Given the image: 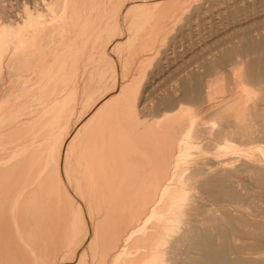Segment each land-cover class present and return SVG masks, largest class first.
I'll return each instance as SVG.
<instances>
[{
    "label": "bare ground",
    "instance_id": "bare-ground-1",
    "mask_svg": "<svg viewBox=\"0 0 264 264\" xmlns=\"http://www.w3.org/2000/svg\"><path fill=\"white\" fill-rule=\"evenodd\" d=\"M38 1L35 8L25 7L22 15L17 14L12 21L0 12V187L9 180L14 184V188L9 185L0 189V250L9 256L5 264H47L43 258L47 247L40 239L52 242L56 252L64 249L65 257L56 264H88L90 257L96 264H264V256L253 251V244L245 245L248 251L240 244L241 240L264 237V221L253 219L254 200L247 201L239 193L241 180L244 185L264 183V35L260 39L249 36L256 29L249 18L264 12V7L259 11L251 7L245 26L237 16L233 17L231 23L245 36L236 38L234 45L204 62L200 71L188 72L184 81L149 102L147 95L156 90L152 85L162 71V63L168 60L167 51L176 45L178 29L185 30L184 25L200 12L205 0ZM141 8L152 10L146 16L138 11L132 13ZM112 16L117 21L115 29L122 32L107 41L105 34L109 35L107 29L111 27L106 29L105 22ZM144 16L146 24L156 23L163 16L176 24L163 48H155L152 39L145 41L141 31V35L136 30L132 35L126 34L121 21L129 19L131 24L127 27L131 30L142 24ZM149 26L152 31L157 27L153 23ZM132 38L137 44L145 41L148 50L141 56L140 66L156 58L150 71H143L142 67L135 74L132 71L130 77L117 76L115 51ZM105 40L107 44L100 55L110 67L102 74L115 71L113 87L96 99L61 138L55 163L42 161L48 152L41 154L32 147L18 150L17 154L12 148L13 154L8 148L2 149L10 137H32V130L41 126L56 131L68 121L77 88L63 90L96 58L92 51ZM54 54L58 57L53 61ZM53 67L55 72L48 74L58 79L46 80L41 86L39 99L45 104L39 110L54 116H42L45 122L20 119L17 108L25 101L30 104L39 91L32 82ZM8 76L14 80L9 82ZM144 78L147 81L143 84ZM242 88L255 89L256 92L249 90L254 94L246 91L249 97L256 96H252L254 105L250 99L247 101L246 93H237ZM224 91L234 95L226 102L212 104L214 92ZM185 110L186 116L182 113ZM87 126L86 139L91 138L86 149L90 176L95 185H103L102 192L91 193L95 202L106 199L99 220L90 215L83 197L65 180L64 165L73 140ZM91 132L95 134L89 135ZM241 146L248 149H238ZM234 150L237 154H232ZM101 174L107 176L105 184L101 183ZM29 179H35L32 185ZM209 203L216 207L208 209ZM227 204H236L234 207L242 215L224 210ZM43 217L53 223L42 221ZM136 222L139 225L134 226ZM60 227L67 228V232L61 235ZM78 228L84 233L73 248Z\"/></svg>",
    "mask_w": 264,
    "mask_h": 264
},
{
    "label": "rangeland",
    "instance_id": "rangeland-1",
    "mask_svg": "<svg viewBox=\"0 0 264 264\" xmlns=\"http://www.w3.org/2000/svg\"><path fill=\"white\" fill-rule=\"evenodd\" d=\"M202 2H203L202 4H204V5L201 7L200 12L194 13L190 17V19L187 21V25L186 24L184 25L185 30L179 31V29H178V33H176L177 34L176 45L174 48L170 47L169 50L167 51L166 54L168 55V57H167L168 60H166L164 63H162V65H161L162 71L160 72L157 81L154 83L155 85L154 84L152 85V89L153 88H154V90L156 89L155 91H157V92L153 91L151 94L147 95L149 102H150V100H153L154 98H156L157 94L160 95L163 91H168V90L172 89L173 86H177L179 84V81H184L188 72H194L196 70L200 71L201 70L200 67L203 65L204 62H206L207 60L208 61L212 60L214 58V56L218 53V51L226 48L227 46L234 45L237 41L236 38H240L242 35L245 36V34H243V32L238 30L237 27L233 26V24L231 23L234 20L233 17L237 16L241 20L239 23H242L245 26L246 20H244V19H245L246 15L248 14V12L250 11L251 7H255L257 10H258V8L264 7V0H205ZM38 3H39L38 0H0V12L2 11L1 13H4L5 15L4 14L3 15L5 17L3 15H1V16H3V18H6L7 16H9L7 18L9 21L15 20V17H18L17 14L22 15V10H24L25 7L28 6L30 9H33L38 5ZM17 7H18V9H17ZM1 8H3V10H1ZM139 9H135V12L133 11L132 13L137 14V11H138V14H143L146 16L148 14V12H150L152 10V8H151V10L148 8H141V10H139ZM140 11L141 12L145 11V13L144 12L140 13ZM113 15L115 16L114 13H113ZM114 16H112V19L109 18L105 22V24L107 25V26H105L106 29L108 27L109 28L111 27L110 29H107L108 32H110L109 35L107 33L105 34L106 35L105 39L107 41H108V38H111L112 36H115V35L120 34L122 32V31H120V33H119V30H117L118 27L115 29V27L117 26L116 25L117 21L115 20ZM145 16L143 17L145 20L142 21V24L140 23L138 26L133 27V29H131V30H130V27H127V24H128V26H129V24H131L130 20L129 19L127 20V18L123 19L121 22L125 26V27L123 26V28H124V30L126 29V34L132 35L135 32V30H136V32H135L136 34L141 35V32H142V34L145 36V41H146V39H148V41L150 42L152 39V41L154 40V43H156V44H154L155 48H160V47L163 48V46L166 43V42H164L165 38L169 37L172 33H174V30H176L175 28H177L176 24L175 23L173 24L172 19L166 18L165 16H163V18H158L159 20L157 19L155 21L156 23L150 22V23H153L154 25H156L158 28L159 27L162 28V29L160 28L159 30H156L157 27L155 26L156 29L154 27L155 30L153 29L154 31H152V29L149 26L150 23L149 24H146L147 22L144 23V21H146ZM147 18H148V16H147ZM249 19H250V21H252L253 24H255V28H256V29H254V32L251 33L253 35H249V36L253 37L255 39H260L264 35V29L263 30L260 29V28H264V12H259L256 15H254L253 17H250ZM114 20H115V22H114ZM112 21H113V23H112ZM162 21L164 22V24H162L163 23ZM169 22H172V23H170V26L168 24ZM108 23H109V25L110 24L111 25L109 26ZM144 25H145V28H144ZM166 26H167V29L164 28ZM114 29H115V32H114ZM142 30H144L145 33H143ZM105 32H107V31H105ZM110 34H111V36H110ZM258 35H259V37H258ZM156 39H157V41L155 42ZM161 39H162V41H161ZM106 40L103 43H100V45H99L100 48L96 47L97 48L96 51L95 50L92 51L93 55H96V58L92 62H90V64H88L85 68H82V70L79 72L78 76L76 77V79L78 81H76V79H75V81H74L75 84H74V82H72V83H70L72 85L69 88L67 87V88H65V90H63V92H67V90L72 88V86H73V88H77V93L73 96V100L75 99V97L77 99H76V101H74V108L72 109L73 112H74V110H76V111L74 112L75 114L71 111L70 112L71 114L69 113V117H68L69 118L68 121L71 120V122H69L71 125H69L68 121H66L65 124L62 127L58 128V130H56V131L49 130L48 126H41L40 128H38V130L37 129L35 131L32 130V132H34L32 137H30V136H29V138H27V137H24V138L10 137L9 141L4 142V143L7 142L6 144H4V146L6 145V147H4V148L2 147V149H4L6 151V149L8 148L7 151L12 152L11 151V148H12L14 154L15 153L17 154L18 150L19 151L21 149L28 150L29 149L28 147H30V149L32 147L34 150H37L41 154L46 153V151L48 152L45 154V158H42V161H44L46 159V161H48V162L50 161V163H53V164L55 163L56 158H57L56 153H58V150L60 147L59 143H60L61 138L63 136H65L66 133L69 132V130L72 129L74 127V125L87 113V111L94 105L93 104L94 102L96 103V101L99 100L100 97L103 96V94L108 92L109 88L112 89V87H113V79L116 76L115 71L111 70V72H109V75L111 74L110 76L108 75V73H106L104 75L102 74V71H104L105 69H109V67H110V64L107 61H104V59L102 61V59H101L102 58V56H101L102 52L104 51L103 46H105L107 44ZM145 41H143V42H145ZM135 42L136 41L134 38L129 39L128 42H125L123 44L124 46L122 45V47H120V50L118 48L115 51L116 56L118 58V64H117L116 68L118 67L117 69H118L119 73L117 72V76H119V74H124L123 76H129L130 77V76H132V74H135L138 71H142V70L146 71V72H147V70L150 71V69L152 67V62L154 61V58H156V56L155 57L153 56L154 58L149 59V61L143 62L142 65L140 66V58L143 54L145 55L146 52L148 53V50L146 49L145 44L143 42L140 41V42H138V44L136 42V45H135ZM163 42H164V45H163ZM127 43L129 44V47H128ZM131 43H132V45H131ZM126 46L128 48H126ZM130 46H132L133 48ZM135 47H136V50L134 49ZM145 49H146V51H145ZM132 51H134V52H132ZM156 51H157V49H156ZM118 55L120 57H118ZM57 57H58V55L54 54L52 60L54 58H55L54 60H56ZM134 58H135V60H134ZM96 61H97V65H96ZM149 62H150V64H149ZM133 63H134V66H133ZM107 64H108V66H107ZM143 64H144V66H143ZM142 67H143V69H142ZM145 67H146V69H145ZM54 69L56 70L55 67H53L51 70L46 69L47 71L44 72L43 76L42 75H41V77L37 76V78L34 80V82L35 81L36 82L35 83L32 82L35 89L39 90V91L36 92V94L34 95L35 98H32V101L30 102V104L27 101H25V102L20 104V107L17 108V109H19V112H20V114L18 112L20 119H21V117L22 118L25 117L23 119H24V121H27V122H31V120L36 121V119H39V121L40 120L44 121V119H42V116H43V118H45L46 116H47V118H49L50 116L51 117L54 116L53 113H51V112L49 113L48 111H45L44 114H41L42 112H41V110H39L40 108L44 107V104H45V101L42 103L43 100L39 99L42 97V94L40 97V89H42L44 87V85L47 83L48 80H49V82H51V80L54 81V78L56 79L57 76L55 77L53 75L51 76L48 74L51 72L54 73L55 72ZM137 69H138V71H137ZM131 72H132V74H131ZM80 74H82L83 76ZM92 74H94V76L90 77V75H92ZM227 74H225V78H227ZM112 75H113V77H112ZM88 76H89V78H88ZM8 77L9 78H7V80L9 82L11 79L14 80L13 77H10V76H8ZM46 77H48V78H46ZM41 79L43 81L42 85H41V83H42ZM57 79H58V77H57ZM111 80H112V82H111ZM104 81H105V83H104ZM145 81H147V78L146 79L144 78V81L142 83L144 84ZM77 82L79 83L78 84L79 87L75 86V85H77ZM143 84H141V85H143ZM104 85L106 86L105 89H104ZM41 86H43V87H41ZM83 86H84V88H83ZM6 89L8 90V88H6ZM17 89H19V88H17ZM251 89L252 88H250V89L242 88L241 90H238L237 93L243 94L245 96L247 94L246 93L247 90H248L247 92L249 94L256 92L255 89H252L253 92H251V91L249 92V90H251ZM14 91L16 92V90H13V92ZM85 91H86V93H85ZM243 92L246 94H244ZM37 93H38V95H37ZM86 94H89V95L86 96ZM214 94H215V96H214ZM214 94L212 96V97H214L212 100V104H220V103L226 102L231 96L234 95V93L225 94V91L222 92V94H219L218 92L217 93L214 92ZM216 94L217 95L219 94V95L217 96ZM249 94H247V96L245 98H247V101H249V99H250L251 100L250 102H253L252 104L254 105V103H255L253 101L254 98H252V96H254L253 95L254 93L250 96L251 98L249 97ZM2 97H3V95H2ZM254 97L256 98V96H254ZM37 99H39V100H37ZM36 102H38V103H36ZM79 102H81V104ZM41 103H42V105H41ZM62 104L63 105L65 104V101L63 99H61V105ZM37 105H38V107H37ZM235 106H236V104H235ZM84 107H86V108H84ZM24 111H26V112H24ZM48 113L50 116L48 115ZM182 113L185 116H186V114H188L186 112V110L182 111ZM22 114L24 116H22ZM39 116H40V118H39ZM42 121L40 123H43ZM67 125H68V127L66 128ZM88 128L89 127L87 126L83 131H81L80 134H78L75 137L76 139L74 138L73 143H72L73 148L72 147L71 148L74 149V147H75V149L70 150V153L68 155L69 158L65 160V165H64L65 169L64 170L66 173L65 180L68 182V183L67 182L66 183L69 185V187L71 186L72 190H74V192H76V194L78 196L81 195V197L79 196L80 198L83 197V201L88 205V207H90L89 208V212L91 211L90 215L94 216L95 220H97L104 212V208L106 206V199L105 198L100 199L101 201L98 200L97 201L98 203H97V202H95V200L93 198V193H91V192H102L101 187L103 185L101 186L99 184L98 185L96 184L97 185V188H96L95 187L96 185L94 182H92V179L90 176L91 174H90L89 167H88L87 153H86V151H87L86 149H87V146L89 144V141L91 142V138H89V140L86 139V137L88 136V133L86 132L88 130ZM39 131H40V135H39ZM59 131H61V132H59ZM49 133H51V135ZM94 134H95V132L94 133L91 132L89 135L93 136ZM34 136H35V138H34ZM33 138L35 139V143H34ZM36 145H39V146L36 147ZM152 145L155 146L154 143H152ZM14 146H16V147H14ZM40 146H41V148H40ZM18 147H20V148L18 149ZM55 149H56V151H55ZM238 149L246 150L248 148L241 146V147H238ZM13 152H12V154H13ZM82 152H83V154H82ZM47 154H48V159H47ZM232 154H237L236 150H234L232 152ZM77 156H78V158H77ZM82 165H83V167H82ZM67 168H69L70 170ZM84 173L87 175H84ZM84 176H85V178H84ZM100 177H101V179L103 178V180H105V181L101 180V183L105 184L108 181L106 179L107 178L106 175L104 177L103 174H101ZM35 179H33V180L29 179L28 180L30 182L29 184H31L33 181H35ZM85 179H87V180H85ZM77 180H79V181H77ZM22 181L23 180L20 179V183H22ZM242 181L243 180L239 181V186H240L239 187L240 188L239 193L241 195L245 196V198H247V201L253 199L254 203L256 205V208H254L252 210L253 219L264 221V207H263L264 206V183L263 184H261V183L253 184L252 183L253 185H251L250 183H247L246 185H244L245 181H243V182ZM88 182H89V185H88ZM4 183L5 184H3L1 186L2 189L3 188L7 189V187H9V185L11 186V188H14V187H12V185H14V184H12L13 181L9 180V181H6ZM5 185H6V187H5ZM34 186H36V184H34ZM92 186H93V188H92ZM1 187H0V189H1ZM94 188H95V190H94ZM1 191L2 190H0V192ZM259 204L263 205V206L261 207V206H259ZM103 205H104V207H103ZM209 205H210V207L208 209H212V208L216 207L210 203H209ZM234 205H236V204H227L226 206L223 207V209L224 210L230 209L237 216H241L242 213H240L239 210L237 209L238 207L235 208ZM92 206H93V208H92ZM99 211H101V212L99 213ZM38 216H39V214H36V217H38ZM45 220H47L50 223H53L52 221H50L49 218L44 219V217H43L42 221H45ZM59 222L63 223V221H59ZM138 222H136L134 224V226L139 225ZM211 223H212V221H211ZM62 229L63 228L60 227V229L58 230L61 235L63 233L67 232V228L63 229V231H62ZM81 229L82 228H80V229L78 228V234L80 236L77 235V230L75 231L76 236L74 238L76 240H75V243L72 244L73 248L76 247L80 243V240L83 237L82 234L84 233L83 232L84 230L82 229V232H81ZM77 236L79 237V239L77 238ZM39 241L44 243L47 247V249L45 250L46 253H43L44 254L43 258H44V260H46L47 264H56L59 260H61L63 257H65V255L63 256V254H64L63 248L61 250H59V252L57 250V252H58L57 253L56 250H52V242H48V243L46 241L44 242V239L43 240L40 239ZM77 242H78V244H77ZM248 243L254 245V247H252V248L254 249L253 251H255L256 254L264 256L263 255L264 254V237L257 238L255 240L254 239L253 240L249 239L246 241L241 240L240 244L243 245V250L245 249V245ZM66 244L67 243H65V245ZM72 245H71V247H72ZM0 251H2V250H0ZM4 251L0 252L1 259L3 260V261H0L2 264H5V259L6 260H7V258L9 259L8 253H6V251L5 252ZM49 251L51 252V254L49 253ZM244 251H248V250L245 249ZM48 256H49V258H47ZM69 257H70V255L67 256V258H69ZM91 258L92 257L89 258L88 264L89 263L90 264H96L95 260L93 258L92 259ZM48 259H50V260H48ZM97 262H101V261H99V259H98Z\"/></svg>",
    "mask_w": 264,
    "mask_h": 264
}]
</instances>
